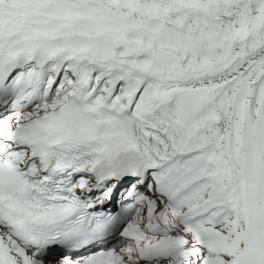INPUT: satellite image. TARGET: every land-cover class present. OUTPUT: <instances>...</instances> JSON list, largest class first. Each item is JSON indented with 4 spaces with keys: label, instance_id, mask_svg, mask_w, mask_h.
Returning a JSON list of instances; mask_svg holds the SVG:
<instances>
[{
    "label": "snow or ice",
    "instance_id": "obj_1",
    "mask_svg": "<svg viewBox=\"0 0 264 264\" xmlns=\"http://www.w3.org/2000/svg\"><path fill=\"white\" fill-rule=\"evenodd\" d=\"M0 264H264V0H0Z\"/></svg>",
    "mask_w": 264,
    "mask_h": 264
}]
</instances>
